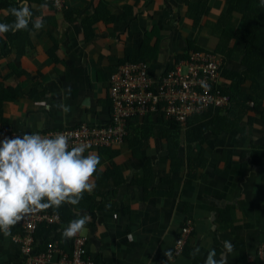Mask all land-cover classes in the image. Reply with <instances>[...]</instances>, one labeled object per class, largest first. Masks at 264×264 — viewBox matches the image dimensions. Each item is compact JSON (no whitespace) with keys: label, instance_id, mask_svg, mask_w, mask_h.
<instances>
[{"label":"crops","instance_id":"crops-1","mask_svg":"<svg viewBox=\"0 0 264 264\" xmlns=\"http://www.w3.org/2000/svg\"><path fill=\"white\" fill-rule=\"evenodd\" d=\"M62 1L61 8L54 0L52 6L27 2L44 27L30 32V44L21 42L22 53L0 51V141L108 124L111 78L128 62H146L160 82L191 53L205 50L221 61L214 92L230 96L234 81L244 77L246 42L233 35L244 25L237 0ZM240 88L242 100L195 114L186 125L159 114L138 117L129 121L124 144L87 149L101 159L91 193L96 207L74 210L70 220L91 218L80 233L86 259L205 264L210 249L217 258L225 255L223 241L229 240L227 264H257L264 244V70ZM60 103L70 107L67 114L56 107ZM70 221L60 217L50 224L55 230L36 233L34 251L58 242L71 252V239L62 235ZM189 223L192 235L177 255ZM21 233L18 223L10 235L0 233V264L25 263L13 239Z\"/></svg>","mask_w":264,"mask_h":264},{"label":"built area","instance_id":"built-area-1","mask_svg":"<svg viewBox=\"0 0 264 264\" xmlns=\"http://www.w3.org/2000/svg\"><path fill=\"white\" fill-rule=\"evenodd\" d=\"M54 1L59 8L63 7L62 0ZM149 70L146 62H128L113 74L110 85L112 115L108 124H80L45 136L63 133L70 137V146L85 143L89 145L88 149L111 148L124 143L128 136V124L132 119L159 114L186 125L195 114L230 105L229 95L222 91L214 92L220 76L221 61L211 51H194L187 61L169 70L160 82H155L150 77ZM6 137L13 138L14 135ZM59 221L60 215L49 208L25 216L18 222L22 233L13 239L25 256L24 264H51L55 256L58 257L56 264H92L90 259L85 258V242L76 241L75 238L71 252L62 249L58 242L49 243L44 253L34 251L33 244L40 224L50 225ZM192 232L193 226L189 223L177 243V255L184 252ZM257 256V264H264V244L260 246Z\"/></svg>","mask_w":264,"mask_h":264},{"label":"clouds","instance_id":"clouds-1","mask_svg":"<svg viewBox=\"0 0 264 264\" xmlns=\"http://www.w3.org/2000/svg\"><path fill=\"white\" fill-rule=\"evenodd\" d=\"M260 2L264 5V0ZM9 11L14 22L0 23V35L28 31L33 13L27 0H19V7ZM32 26L35 30L43 28L42 19H36ZM56 107L65 114L70 111L63 103ZM69 141L70 137L63 133L45 136L39 132L0 141V233L10 235L11 228L25 216L49 208L58 210L64 204L76 206L85 193L95 190L94 176L101 165L100 156L85 154L89 148L85 143L70 146ZM90 219L87 215L73 219L63 229V237H76ZM222 247L225 255L217 258L215 249H210L205 264H227L226 255L232 252L233 245L225 240ZM199 251L195 249L193 255Z\"/></svg>","mask_w":264,"mask_h":264},{"label":"trees","instance_id":"trees-1","mask_svg":"<svg viewBox=\"0 0 264 264\" xmlns=\"http://www.w3.org/2000/svg\"><path fill=\"white\" fill-rule=\"evenodd\" d=\"M33 0H27V2L31 3ZM42 4H49L52 6L54 3L53 0H35ZM238 10L243 14L244 25L242 29H239L237 32L233 33L238 39H243L242 41L246 42V47L244 50L243 62L246 66V70L244 72V77L239 78L234 81V84L231 88V103L236 102L237 100H242L239 97V93H241V84L245 82L246 79H253L258 77V74L264 70V5H261L260 0H237ZM13 7H19V0H0V10L6 11L7 14L5 16H0V23H12L14 22V17L10 14V9ZM32 23H34V17H32V22L29 24L28 31H16V32H8L3 34L6 37V40H3L0 36V51L2 55H8L11 53V48H16L21 53L23 52L24 46L21 42L30 44V32L34 30ZM139 62V61H132ZM237 76H234L236 79ZM238 91V95H237ZM238 96V97H237ZM253 99V98H247ZM255 100V99H254ZM231 106V105H230ZM175 122V121H174ZM176 126V138H181L180 126L177 122ZM175 126V125H174ZM189 138H191L189 131ZM195 138H204L202 135L197 136ZM127 139V137H126ZM125 139V141H126ZM124 141V142H125ZM124 144V143H123ZM101 149H109V148H101ZM100 150V149H99ZM117 188L110 189V193L112 197L116 196ZM96 207L95 199L92 197V194L85 193L84 198L80 201V203L76 206L64 204L58 210L53 209L54 212L60 214L62 220H71L73 211L79 210H92L93 207ZM56 226L48 225L46 223L40 224L37 230V237L42 234L55 230ZM75 238V237H74ZM74 238L70 241L73 242ZM48 242V241H47ZM51 243V242H50ZM49 244V243H48ZM64 249V248H62ZM66 250V249H65Z\"/></svg>","mask_w":264,"mask_h":264},{"label":"rangeland","instance_id":"rangeland-1","mask_svg":"<svg viewBox=\"0 0 264 264\" xmlns=\"http://www.w3.org/2000/svg\"><path fill=\"white\" fill-rule=\"evenodd\" d=\"M185 62V61H184ZM115 74V73H114ZM75 240L76 241H84L85 243H84V245H86V238H84V237H82L80 234H78L76 237H75ZM34 245V244H33ZM33 249H34V247H33Z\"/></svg>","mask_w":264,"mask_h":264}]
</instances>
